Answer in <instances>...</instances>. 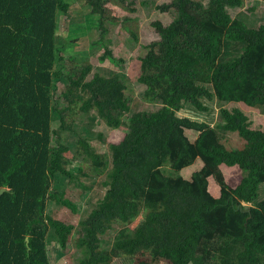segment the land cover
<instances>
[{"label": "trees", "instance_id": "1", "mask_svg": "<svg viewBox=\"0 0 264 264\" xmlns=\"http://www.w3.org/2000/svg\"><path fill=\"white\" fill-rule=\"evenodd\" d=\"M71 1L0 0V189H7L0 197V264H53L51 230L60 252L55 264L66 256L77 226L53 217L51 207L76 213L78 206L54 183L88 177L84 166L78 174L69 169L79 157L92 176L105 178L104 194L80 222L75 264H264V131L250 128L239 109L225 108L264 106V25L248 27L231 16L244 0H166L155 9L175 17L166 26L153 22L159 40L126 68L110 48L105 21L131 18L110 16L101 0H90L96 19L75 38L100 33L91 50L78 58L73 46H59L60 13H70ZM225 40L242 50L218 63ZM64 54L83 68L73 72ZM103 63L128 70L137 98L158 109L133 111L135 99L119 72L89 80L94 64ZM63 78L67 106L57 115L54 88ZM212 108L224 129L245 141L241 149L226 148L211 122L179 114ZM57 118L61 125L53 129ZM95 118L125 126L110 153L99 152L79 129L87 131L84 124ZM70 134L80 137L73 158ZM196 163L200 169L184 177ZM223 165L241 170L237 187L227 184ZM140 253L149 257H133Z\"/></svg>", "mask_w": 264, "mask_h": 264}, {"label": "rangeland", "instance_id": "2", "mask_svg": "<svg viewBox=\"0 0 264 264\" xmlns=\"http://www.w3.org/2000/svg\"><path fill=\"white\" fill-rule=\"evenodd\" d=\"M68 1V0H67ZM105 2L106 7L108 8V14L112 17L116 16L119 19L131 18V21L119 22L117 24H111L110 21H105V25L110 29L108 38H111L112 44L110 48L113 50L114 55L118 59H122L126 62V68L129 66L132 60L138 58H143L147 54L146 47L155 42L158 39L156 29L153 27V22L160 21L163 25H168L171 23L175 17L174 11L171 12H161L155 9L156 5H162L166 0H101ZM72 8L69 14L60 13V30L58 33V42L59 46L62 47L66 44L67 46H73L75 49L74 55L78 58H81L84 52L91 50L90 45L93 40L100 38V33L92 31L86 38L87 40L81 39L76 41L77 36H82L87 33V27L92 21L94 23L96 17L91 13L93 11V6L91 5L90 0H72ZM232 17H238L241 19L248 27L256 28L259 25H264V2L262 0H244L242 8L230 10ZM81 27L80 31H77ZM125 27H128L130 30H126ZM72 28V29H71ZM131 32L136 34L138 41L131 36ZM89 39V40H88ZM74 43V44H73ZM243 44L224 41L220 48V55L217 59L218 63H223L232 60L234 57L238 56L241 53ZM96 53L98 50H94ZM100 52H103L101 50ZM67 57L68 63L72 65L73 72H77L83 68L82 65L76 63L75 59L70 58V54H64ZM97 56H93L96 59ZM72 59V60H71ZM124 68H115L112 65L103 63L101 65L94 64V69L89 76L91 80L92 76L99 72L103 75L111 76L112 73H120L126 79V84L128 86V93L135 99L133 111H155L158 109V106L153 104H148L141 102L137 98L134 85L127 78V72ZM69 87V82L67 79H59L55 83L54 88V97L57 103V115L60 110L64 109L67 106V102L63 96L64 92ZM228 110L239 109L243 112L247 119L249 127L256 130L264 131V106L250 108L242 105L241 103H229L225 107ZM94 114V113H93ZM182 115L191 116L193 119L206 120L211 122L212 126L215 128L219 140L222 144L226 146L229 150H238L241 149L245 141L238 135V133H231L224 129V122L222 120L219 109L212 108L209 113L204 112H195V110H184L181 113ZM61 125L60 118H57L53 122V129H58ZM87 126V131L82 130L83 125H80L79 129L84 136H91L92 144L97 148L99 152L110 153L109 146L112 143H117L122 139L125 126L118 128L109 127L104 121L95 118L93 120H87L84 124ZM188 137L191 140H194L197 134L194 131H186ZM98 135H102V139L98 138ZM79 136L70 134L69 135V145H71V152L68 157L73 158L75 155L76 149L78 148ZM82 157H79L69 166L74 173H79V167L84 166L88 177H84L80 182L70 183L69 178L59 177L54 183V189L58 192L67 193V197L70 198L77 206L78 212H74L71 208L54 205L51 207V214L56 219L62 220L66 223H73L77 227L75 233L71 236L70 243L66 249L67 254L60 258L58 263L60 264H75L77 260L73 258V255L77 253L76 247L78 241L83 236V226L81 225V220L87 215L88 211L91 208V203L96 199L100 198L104 194V188L102 182L105 176L91 175V167L89 164H86ZM200 164L196 163L191 168L183 171V175L186 178H190L192 173L200 169ZM222 172L224 174L227 184L232 188L237 187L240 184L242 173L238 167H227L222 166ZM210 190L217 196L218 189L215 187L213 181H210ZM148 211L142 212V217L146 218ZM134 226V224L132 225ZM109 233L107 238H110ZM57 235L51 230L48 235V243L50 247L51 260L55 264V259H58L60 252H57L55 248H58ZM65 252V251H64ZM135 259L143 258L146 259L149 256L143 255L142 253L137 254ZM55 261V262H54ZM163 264V263H162Z\"/></svg>", "mask_w": 264, "mask_h": 264}, {"label": "water", "instance_id": "3", "mask_svg": "<svg viewBox=\"0 0 264 264\" xmlns=\"http://www.w3.org/2000/svg\"><path fill=\"white\" fill-rule=\"evenodd\" d=\"M7 191L6 188H1L0 189V197L3 195V193H5ZM246 208L248 209V206H246ZM27 241H28V238H27Z\"/></svg>", "mask_w": 264, "mask_h": 264}]
</instances>
